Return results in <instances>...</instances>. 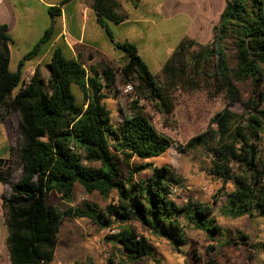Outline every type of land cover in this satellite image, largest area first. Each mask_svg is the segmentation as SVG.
Instances as JSON below:
<instances>
[{"label":"trees","instance_id":"16d2710c","mask_svg":"<svg viewBox=\"0 0 264 264\" xmlns=\"http://www.w3.org/2000/svg\"><path fill=\"white\" fill-rule=\"evenodd\" d=\"M87 1L103 25L127 19L119 0ZM60 14V8L51 9L53 17ZM52 36L47 30L13 72L12 38L0 25V123H17L19 131L9 156L0 158V183L10 188L1 196L9 264L54 263L66 220L116 231L106 237L109 264L148 258L160 264L145 234L185 254L189 229L220 247L256 248L246 236L217 240L224 231L214 204L193 198L182 203L176 191L185 188V179L152 161L173 147L184 153L206 147L207 172L224 184L214 199L215 205L224 200L222 216L264 220V0L227 1L210 40L185 37L156 75L133 43L115 42L111 34L125 63L103 57L87 66L55 51L44 70L36 68L25 82L26 64L45 55ZM118 84L123 92L129 85L134 90L115 124L107 101ZM219 101L222 108L215 111ZM178 108L191 119L185 130L175 124ZM134 160L143 163L134 167ZM77 185L112 200L103 208L92 202L73 206ZM51 193L57 205H49ZM216 263V257L206 262Z\"/></svg>","mask_w":264,"mask_h":264},{"label":"rangeland","instance_id":"374dc122","mask_svg":"<svg viewBox=\"0 0 264 264\" xmlns=\"http://www.w3.org/2000/svg\"><path fill=\"white\" fill-rule=\"evenodd\" d=\"M121 1L127 12L130 9L131 13L134 4L126 3L125 0ZM227 1L229 0H135L134 3L139 6L135 14L142 19L141 23L133 26L134 32H131L130 26L123 29L114 27L111 29L115 38L125 36L130 38L129 42L139 49L140 56L150 72L156 75L162 72L165 63L185 37L194 38L202 44H206L210 40L214 28L220 24ZM165 8L168 9L167 12H165ZM149 27L151 30L148 29ZM119 61L125 63L127 60L120 59ZM16 66L17 63L13 62L12 69H16ZM44 74L47 76L46 72ZM117 87L122 92L117 94ZM74 92L78 95L76 88H74ZM108 93L110 95V99L107 101L108 106L113 111V122L116 124L120 119L119 109H126L129 93L123 92L120 84L109 89ZM221 104L222 102L219 101L215 111L222 108ZM175 124L182 130L190 127L191 119L184 108L177 109ZM7 129L12 143L15 144L19 137L17 123L7 124ZM0 139V144H3L1 134ZM206 151V147L198 146L196 149L184 153L177 147H173L164 156L156 158L152 162L159 167L166 165L172 168L185 179V188L176 191V196L181 198L182 203L193 198L214 204L215 216L224 231L223 235L216 236L217 240L220 238V241H224L227 238L236 239L238 236H246L256 248L233 245L220 247L217 243L212 242L207 234L189 229V244L185 247V254H183L176 251L168 241L145 234L150 238L155 248L157 259L161 261L160 264H206L211 257H216V264H264V220L248 216L238 219L222 216L221 207L224 200L215 205L214 199L218 198L224 184L207 172L210 162ZM8 156L9 149L0 151V158ZM142 163L139 160L132 162L134 167ZM123 174L124 176L128 175L126 163H123ZM226 188L233 190L232 185H228ZM6 191H10V188L4 186L3 193ZM74 197L73 206L81 205L83 202H92L103 208L108 206L112 200H106L98 193L88 195L79 185L75 188ZM114 197H116L115 194ZM59 201L55 193L50 194L49 205H57ZM3 212V201L0 197V216ZM137 228L140 234H144L141 228ZM114 233L110 230H100L89 220H66L62 227L56 259L52 264H109L108 259L112 246L107 243L106 237L115 235ZM212 246L216 250L212 255H209ZM120 258L119 256L118 260H121ZM138 264L157 263L148 258Z\"/></svg>","mask_w":264,"mask_h":264},{"label":"crops","instance_id":"0c3cea01","mask_svg":"<svg viewBox=\"0 0 264 264\" xmlns=\"http://www.w3.org/2000/svg\"><path fill=\"white\" fill-rule=\"evenodd\" d=\"M65 0H0V25H6L9 35L12 38L11 44V71L18 69L20 61L40 41L45 32L53 30L50 46L45 55L37 60L28 62L24 76L33 72L36 68L44 70V67L51 61L55 51H61L68 58L81 59L90 66L96 65L103 57L111 61L123 59V53L116 48L115 42H129L130 38L121 37L111 39L112 27L123 29L141 23V17L135 14L139 6L135 0L130 2L133 8L127 10L119 0V13L126 15L127 19L120 23L107 21L101 24L100 16L92 9L87 0H71L62 5ZM52 8H60L61 14L57 17L51 15ZM165 12L168 9L165 8ZM169 14V13H167ZM151 30V28H148ZM133 37V36H132ZM131 37V39H132ZM13 62L17 63L16 69H12ZM47 76L49 74L47 73ZM0 134L3 144H0V151H8L13 145L7 124L0 123ZM1 141V139H0ZM4 186L0 183V197L3 194ZM5 223L4 212L0 216V264H9L7 249L8 230Z\"/></svg>","mask_w":264,"mask_h":264},{"label":"built area","instance_id":"2783aa9c","mask_svg":"<svg viewBox=\"0 0 264 264\" xmlns=\"http://www.w3.org/2000/svg\"><path fill=\"white\" fill-rule=\"evenodd\" d=\"M33 73L34 72H31V73H29L28 75H27V77H26V79H25V82H27V83H29L30 82V79H31V77L33 76ZM133 87L132 86H127L125 89H124V92L125 93H131V92H133ZM112 232H115L116 233V231H112ZM114 233V234H115Z\"/></svg>","mask_w":264,"mask_h":264}]
</instances>
